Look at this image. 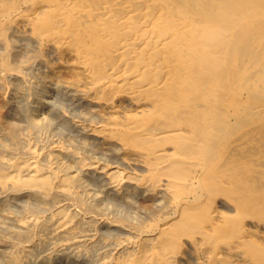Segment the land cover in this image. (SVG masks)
Masks as SVG:
<instances>
[{
    "label": "bare ground",
    "instance_id": "6f19581e",
    "mask_svg": "<svg viewBox=\"0 0 264 264\" xmlns=\"http://www.w3.org/2000/svg\"><path fill=\"white\" fill-rule=\"evenodd\" d=\"M0 264H264V0H0Z\"/></svg>",
    "mask_w": 264,
    "mask_h": 264
},
{
    "label": "rangeland",
    "instance_id": "374dc122",
    "mask_svg": "<svg viewBox=\"0 0 264 264\" xmlns=\"http://www.w3.org/2000/svg\"><path fill=\"white\" fill-rule=\"evenodd\" d=\"M21 41H23V42H21ZM21 41H20L21 44H23V43L25 42V39H23V40H21ZM25 44L27 45V40H26V42H25L23 45H25ZM28 44H29V43H28ZM59 108H61V110H62V107H60V105L58 106V109H59ZM61 112H62V113H61L62 116L66 115L65 119L67 118V120H69L71 123H74V119H73V120L71 119L72 116L70 115V113H69L68 111H66V112H68V113H67L68 115H67V114H63V112L66 113L64 108H63V111H61ZM77 114H78V113H77ZM77 114H76V115H77ZM69 115H70V116H69ZM67 116H68V117H67ZM72 118H73V117H72ZM70 119H71V120H70ZM71 123H68V124L70 125L69 127H67L66 125H64V126L62 125L61 127L59 126L60 128L56 129V132L53 133V135L56 134V135H54V138L57 139V136H58V138H60V137H59L60 135H58V134H59L60 132H62V131H63V132L65 131L68 135H67L65 132H64L65 134H63V132L60 133V134H63V135H64V138L61 137L60 140H61V139H66V141L69 140L68 142H70V141L73 140L74 143L77 142V141H79V135H80V134H79V132H78L77 130H75V129L71 126V125H72ZM65 126H66V127H65ZM71 128H72V129H71ZM59 129H60V131H59ZM67 130H68L69 132H68ZM58 131H59V133H58ZM70 131H71V133H70ZM69 133H70V134H69ZM71 134H72V135H71ZM63 135H61V136H63ZM69 135H70V136H69ZM74 135H75V136H74ZM55 136H56V137H55ZM67 137H68V139H67ZM70 137H71V138H70ZM74 137H75V138H74ZM69 138H70L71 140H70ZM76 138H78V140H77ZM75 139H76V140H75ZM61 141H62V142H63V141L65 142V140H61ZM89 141H90V140H89ZM65 143H67V142H65ZM91 143H92V144H95V142H94L93 140H92ZM97 145H99V144H97ZM97 154H99V155H97ZM96 155H97V156H101V158L104 157V155L102 156V154H100L99 152H97ZM96 155H95V156H96ZM97 156H96V157H97ZM105 157H106V156H105ZM105 157H104V159H106L105 162H107V160H108V161L110 160V157H109V156H107L108 159H107V157H106V158H105ZM111 161L114 162V161L111 159V160H110L109 162H107V163H108V164H109V163L111 164ZM109 201H110V200L108 199V201H106V202H108L109 205H112V204H113V206L116 207V206H115V203H113L114 201H113L112 203H110L112 200H111L110 202H109ZM116 205H118V204H116ZM119 208H120V209H119ZM119 208L116 207V211L118 210V212H120L121 215H124V214H125L124 216H126V214L129 215V219H128V216L126 217L129 221H131V220L133 219V220H134V221L132 220L133 222H135L136 220H137L136 222H138V221L140 222V220H139V218H138V216H137V213H138V215H141L140 217H141V218L143 217L142 220H144V217H145V216H144V213H143V211L140 210L139 208H138V209H137V208H133V211H132V209H130L131 211H130V210H127V207H126V208H125V207H123V208L119 207ZM122 209H124V210H122ZM125 209H126V210H125ZM119 210H121V211H119ZM134 210H137L138 212H137V211L135 212ZM122 211L124 212V214H123ZM126 211H128L129 213H126ZM141 211H142V213H141ZM131 212H132L133 214H135V215L133 216V214H132ZM139 212H140V213H139ZM130 214H132V215L130 216ZM132 216H133L134 218H135V217H136V218H135V219H134V218H131ZM130 219H131V220H130ZM142 220H141V221H142ZM132 221H131V222H132Z\"/></svg>",
    "mask_w": 264,
    "mask_h": 264
}]
</instances>
